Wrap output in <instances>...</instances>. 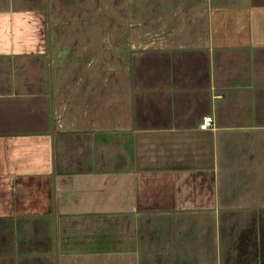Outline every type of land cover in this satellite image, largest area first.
Segmentation results:
<instances>
[{
    "label": "crops",
    "instance_id": "1",
    "mask_svg": "<svg viewBox=\"0 0 264 264\" xmlns=\"http://www.w3.org/2000/svg\"><path fill=\"white\" fill-rule=\"evenodd\" d=\"M0 264H264V0H0Z\"/></svg>",
    "mask_w": 264,
    "mask_h": 264
},
{
    "label": "built area",
    "instance_id": "2",
    "mask_svg": "<svg viewBox=\"0 0 264 264\" xmlns=\"http://www.w3.org/2000/svg\"><path fill=\"white\" fill-rule=\"evenodd\" d=\"M214 124V119L213 116H204L201 119V122L199 123L198 128L200 130L206 131V130H210V128L213 126Z\"/></svg>",
    "mask_w": 264,
    "mask_h": 264
}]
</instances>
